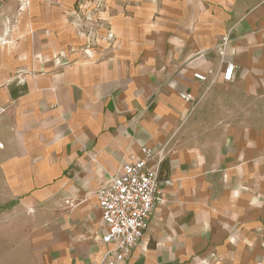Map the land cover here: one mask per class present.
I'll return each mask as SVG.
<instances>
[{
	"label": "crops",
	"instance_id": "crops-1",
	"mask_svg": "<svg viewBox=\"0 0 264 264\" xmlns=\"http://www.w3.org/2000/svg\"><path fill=\"white\" fill-rule=\"evenodd\" d=\"M109 5L86 37L0 0V264H100L96 192L142 147L172 182L122 264H264V0Z\"/></svg>",
	"mask_w": 264,
	"mask_h": 264
},
{
	"label": "built area",
	"instance_id": "built-area-1",
	"mask_svg": "<svg viewBox=\"0 0 264 264\" xmlns=\"http://www.w3.org/2000/svg\"><path fill=\"white\" fill-rule=\"evenodd\" d=\"M233 73L234 65L227 64L221 74L222 81L230 82ZM194 78L200 82L207 80L201 74H195ZM214 82L210 81L209 85ZM180 97L190 100L183 93ZM152 158L151 149L142 147L140 158L126 163L121 173L96 192L101 222L106 229L101 241L109 247L100 264H122L130 258L148 227L155 205L163 200L161 186L171 185L169 178H161L158 171L148 168Z\"/></svg>",
	"mask_w": 264,
	"mask_h": 264
},
{
	"label": "rangeland",
	"instance_id": "rangeland-1",
	"mask_svg": "<svg viewBox=\"0 0 264 264\" xmlns=\"http://www.w3.org/2000/svg\"><path fill=\"white\" fill-rule=\"evenodd\" d=\"M69 1L71 9V25L77 27L81 36H88L90 28L88 21L90 17L93 23L99 20V12L102 8H111V4L115 0H62ZM99 10V11H98ZM74 22V23H73ZM76 23V24H75ZM98 25V24H97ZM96 28V27H95Z\"/></svg>",
	"mask_w": 264,
	"mask_h": 264
}]
</instances>
